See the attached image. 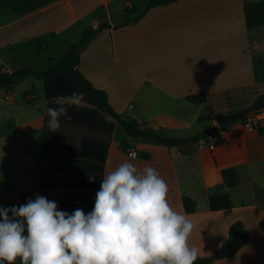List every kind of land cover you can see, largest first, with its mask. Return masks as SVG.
I'll return each instance as SVG.
<instances>
[{
    "label": "crops",
    "instance_id": "1",
    "mask_svg": "<svg viewBox=\"0 0 264 264\" xmlns=\"http://www.w3.org/2000/svg\"><path fill=\"white\" fill-rule=\"evenodd\" d=\"M113 1L0 0V69H5L0 71L17 70L14 66L26 55L38 56L36 59L48 67L82 37L86 28L108 22L111 27L82 51L80 69L96 87L107 90L114 109L128 119L186 138L218 127V114L243 111L264 92V25L247 29L245 0H176L152 7L137 24H125L120 30L115 29L109 9ZM229 12L237 23H232L228 31L218 33L216 29L219 36L211 40L214 38L203 26V19ZM87 18L91 19L89 25L83 22ZM128 28H138L140 34L145 30L140 36L146 48L144 60L119 55L124 47L120 34H126ZM32 40L39 42L35 49L24 46ZM60 41L55 56L52 44ZM124 80L129 82L127 90L119 88ZM203 92L207 95L204 102L187 99L189 94ZM12 104L11 112H4L0 119L1 129L6 131L2 134L7 139L2 140L4 150L15 152L3 161V187L16 193L20 204L24 196L36 197L43 154L62 161L70 158L43 150L49 104L44 82L40 86L33 82L21 92V98L12 97ZM16 127L22 128L23 135L34 132L35 140L28 144L9 142L20 135ZM259 127H264V111L225 131L218 127L213 147L204 140L170 147L132 137L117 139L114 131L105 173L123 162L133 163L140 171L153 167L167 182L172 208L194 225L189 244L199 249V256H214L227 240L230 225L241 220L249 241L233 256L215 258L209 264H264V132L260 133ZM124 143H129L128 152L123 149ZM23 146L32 153L29 162L21 153ZM132 150H145L151 156L133 157L129 155ZM7 162L13 167L10 178L5 177ZM230 166L237 167L240 177L233 187L225 185L221 174L222 168ZM27 168L31 173L26 172ZM224 191L229 192L233 206L211 210L210 196ZM184 195L197 201L196 211L186 212Z\"/></svg>",
    "mask_w": 264,
    "mask_h": 264
},
{
    "label": "clouds",
    "instance_id": "2",
    "mask_svg": "<svg viewBox=\"0 0 264 264\" xmlns=\"http://www.w3.org/2000/svg\"><path fill=\"white\" fill-rule=\"evenodd\" d=\"M82 99L80 92L57 97L58 106L47 108L49 131L59 130L61 116L71 118L65 100ZM193 227L168 202L167 182L156 169L123 162L105 173L87 214L59 210L39 194L0 207V264H195Z\"/></svg>",
    "mask_w": 264,
    "mask_h": 264
},
{
    "label": "trees",
    "instance_id": "3",
    "mask_svg": "<svg viewBox=\"0 0 264 264\" xmlns=\"http://www.w3.org/2000/svg\"><path fill=\"white\" fill-rule=\"evenodd\" d=\"M173 1L176 0H148L147 5L141 10L136 6L129 7L126 12L131 10L136 15L133 18L126 16V21L120 26L132 20H140L154 6ZM244 13L247 29L251 30L264 25V0H245ZM110 27V23L103 22L98 27L86 28L82 37L72 43L67 51L46 69L36 70L29 66L14 71L0 72V92L5 94L12 92L19 83L28 78L43 80L48 107L58 106L55 103L57 97H67L73 92L83 94L79 105L64 101L68 116L71 118L61 116V127L58 131H49L48 115L46 116L43 129V150L65 155L70 159L62 161L43 154L40 159L39 183L35 193V195L39 194L56 201L59 210L69 213L77 208L82 209L86 214L92 210L95 203V192L99 190L100 182L104 178L105 163L117 121L132 138H143L170 147L189 145L200 140L209 144L208 135L218 130V127H212L190 137L176 138L153 129L144 121L128 119L118 113L109 100L107 90L96 87L80 69L82 51L103 30ZM187 99L194 103H201L206 101L207 95L204 92L194 93L187 95ZM262 111H264V92L243 109L241 121L247 122L251 116ZM111 117L114 120H111ZM259 132L263 133L264 127H259ZM123 149L128 152L129 143H124ZM221 174L227 187L238 185L240 177L236 166L222 168ZM28 198L29 196H24L20 205L26 203ZM182 200L186 212L196 211L197 201L194 198L184 195ZM209 205L211 210L228 209L233 206V200L229 192H217L210 196ZM249 239V232L244 222L235 221L230 225L227 240L216 252L218 258L233 256ZM17 260L20 264V260ZM214 260L215 257L212 255H202L197 258L195 264H209Z\"/></svg>",
    "mask_w": 264,
    "mask_h": 264
},
{
    "label": "rangeland",
    "instance_id": "4",
    "mask_svg": "<svg viewBox=\"0 0 264 264\" xmlns=\"http://www.w3.org/2000/svg\"><path fill=\"white\" fill-rule=\"evenodd\" d=\"M147 3H148V0H114L113 2H111L109 9L112 14V21L115 25V29L120 30L121 27L126 26V25L120 26L122 23L126 21L125 19L126 16H128L129 18H133L136 15L131 10L126 12V9H128L129 7L131 8L132 6H136L139 10H141L147 5ZM105 9L106 8H104V11ZM235 17H236V14H235ZM90 20H91L90 18H87L83 22L84 24L89 25ZM138 22L139 20L138 21L132 20L130 23H133V25H135ZM232 23L235 24L237 23V21L234 19V15L231 12L220 13L218 16L203 19V26H206L207 28H209L210 36L214 38L211 40H216L215 37L219 36V34L216 33V29L218 33L219 32L221 33L222 31H225V30L228 31L232 28L233 26ZM145 25H146V22L144 21L142 23V27H145ZM144 32L145 30H143L142 33L140 34V31L138 30V28H136L135 30H133L132 28H128L125 32L126 34H120V37H123L124 47L119 49V55L126 59L132 58V59H135L136 61L144 60L146 58V48H145V44L140 43V36H142ZM80 36L81 35H79L77 39L80 38ZM117 36L119 35L117 34ZM36 42L39 43L36 40L35 41L32 40V41L25 43L24 46L27 48L35 49L33 47L36 45H39V44H36ZM61 45H62L61 41L59 43L53 42L51 53L55 54V56H58L56 55L58 54L56 51L57 50L56 47L57 46L61 47ZM36 57L38 56L26 55L25 57L21 58V60H19V63L15 65L14 68L20 69L23 67L33 66L34 68H38V69H46L47 68L46 65L43 62H39L40 60L36 59ZM31 62L33 63L32 65H30ZM0 70H5V69H0ZM0 72H3V71H0ZM33 82L37 86H40V83H43V80L36 79V78H29L19 83L12 92H9L7 94L0 93V119L3 116H5L4 112L6 111L8 113L11 112V107H13L12 97L15 96L17 99L21 98V92L29 88ZM123 87H126V90H127L129 87V82H127L126 80L122 81V83L119 85V88L122 90ZM11 119L13 118L11 117ZM7 122L8 121L3 122V125ZM1 128H2V125L0 123V207L19 206L20 204L17 203L18 202L17 194L16 193L14 194L12 190H9V191L5 190L3 187V170H4L3 165H2L3 161L7 160V158L11 159L13 155H15V152L12 149L8 151L4 150L2 140H7V139L2 138V134H4L6 131ZM65 128H68V127L65 126ZM16 129L20 132V135L18 137L11 138L9 142L23 141V143L28 144L30 141L35 140L34 132H29L23 135L22 128L16 127ZM115 137L117 139L129 137L130 139V136L125 132L123 126L120 123H117V127L115 130ZM39 138H40V135L38 134V139ZM131 141L132 143H134L133 139H131ZM21 153L26 155L25 157L27 158V162H29L30 158L28 156H30L32 153H30L28 146L21 147ZM6 166L7 168L5 167V169H7V173L5 174V177L10 178L13 167L10 162H7ZM26 172L31 173L29 168L26 169ZM5 264H7V262H5ZM16 264H19L18 260L16 261Z\"/></svg>",
    "mask_w": 264,
    "mask_h": 264
},
{
    "label": "water",
    "instance_id": "5",
    "mask_svg": "<svg viewBox=\"0 0 264 264\" xmlns=\"http://www.w3.org/2000/svg\"><path fill=\"white\" fill-rule=\"evenodd\" d=\"M243 118V111H234L231 113H220L216 116V120L218 123V127L220 131H225L230 128L232 125L236 124L237 122L241 121ZM144 140L143 138H140ZM135 155L137 158L146 159L151 156V153L145 150H136ZM215 258H218V255H214Z\"/></svg>",
    "mask_w": 264,
    "mask_h": 264
},
{
    "label": "built area",
    "instance_id": "6",
    "mask_svg": "<svg viewBox=\"0 0 264 264\" xmlns=\"http://www.w3.org/2000/svg\"><path fill=\"white\" fill-rule=\"evenodd\" d=\"M213 138H214V135L213 134H209L208 135V139L210 140V142H209V146L210 147H213V143H212ZM129 155L130 156H133V157H136L135 151H133V150L129 152Z\"/></svg>",
    "mask_w": 264,
    "mask_h": 264
}]
</instances>
